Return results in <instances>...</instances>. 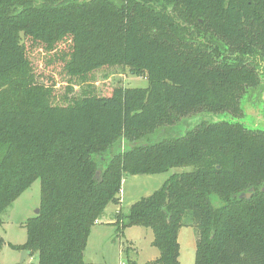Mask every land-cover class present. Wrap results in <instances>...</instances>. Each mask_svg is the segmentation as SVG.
Masks as SVG:
<instances>
[{
    "label": "trees",
    "instance_id": "obj_1",
    "mask_svg": "<svg viewBox=\"0 0 264 264\" xmlns=\"http://www.w3.org/2000/svg\"><path fill=\"white\" fill-rule=\"evenodd\" d=\"M35 46L70 76L59 101L55 81L36 82ZM262 62L264 0H0V224L40 179V212L18 246L38 254L31 264H182L183 226L196 230L195 264H264V130L202 121L166 137L203 110L243 115ZM117 65L148 85L101 92L94 72ZM174 167L191 169L115 215L116 237L151 228L159 256L139 262L128 245L120 263L85 261L124 179Z\"/></svg>",
    "mask_w": 264,
    "mask_h": 264
},
{
    "label": "rangeland",
    "instance_id": "obj_2",
    "mask_svg": "<svg viewBox=\"0 0 264 264\" xmlns=\"http://www.w3.org/2000/svg\"><path fill=\"white\" fill-rule=\"evenodd\" d=\"M61 49H65L63 46ZM30 60L32 62L36 82L40 85L56 83L57 101L67 92V85L70 84V76L63 70L61 63L54 62V53H48L40 46H35L30 50ZM233 52L231 57L225 58L230 63H234L233 58L239 54ZM233 56V57H232ZM223 58V57H222ZM255 63L254 57L248 59ZM243 61V60H242ZM241 61L239 60V62ZM260 83L253 92L251 90L244 95L242 109L243 115L235 116L230 112L213 113L209 111H200L180 118L176 124L169 127L170 132L166 137L183 136L202 121L218 122L230 121L240 122L248 128L264 130V63H261ZM93 83L101 92L110 93L118 85L145 87L148 85L147 79L133 75L129 68L123 66L104 67L94 72ZM74 91L69 95H76L80 91L79 85L72 81ZM86 86V85H85ZM251 92V93H250ZM59 98V99H58ZM191 167H174L168 172L141 175L137 178H128L126 188L128 196L135 197V201L143 196H149L155 189L159 188L163 182L173 173L189 170ZM214 201L218 202L217 198ZM41 204V181L37 179L24 193H22L2 214V224H0V237L4 244L0 249V264H31L37 263L38 254L28 255L24 262H21L23 245L27 241V229L25 223L27 220L37 214V209ZM131 204H126L124 211L129 209ZM110 207V206H109ZM108 207V208H109ZM108 218H100L101 222L95 224L92 228L90 238L86 247L87 258L106 260L108 262L119 263L126 259V255L121 253L126 246H132L127 238L134 241L138 247L140 255L131 251V257L140 262H146L153 258L159 252V249L152 244L154 234L151 228L144 226H132L127 230V236L116 237V224H109ZM103 231V233H101ZM110 234H113L110 237ZM115 234V235H114ZM197 234L193 226H183L179 232L180 241V261L182 264H195ZM124 243V246L121 247ZM15 245V246H14ZM123 252V251H122Z\"/></svg>",
    "mask_w": 264,
    "mask_h": 264
},
{
    "label": "crops",
    "instance_id": "obj_3",
    "mask_svg": "<svg viewBox=\"0 0 264 264\" xmlns=\"http://www.w3.org/2000/svg\"><path fill=\"white\" fill-rule=\"evenodd\" d=\"M159 174V173H158ZM141 175H154V174H137V175H129L128 176V178L130 177V178H137L138 176H141ZM129 178V179H130ZM127 182H128V179H124V181H123V187H122V203L120 204V205H118V204H115V203H110L109 205H108V207H107V209H106V212H105V214L103 215V218H108L107 219V221H108V223L109 224H115V215H116V213L118 212V209L119 208H121V209H124L125 207H126V204H133L134 202H136L135 201V197H130V196H128V189L126 188V184H127ZM165 182V181H164ZM163 182V183H164ZM158 189V188H157ZM156 190V189H155ZM154 190V191H155ZM153 191V192H154ZM152 192V193H153ZM151 193V194H152ZM151 194H149V195H151ZM143 197H146V196H143ZM142 198V197H141ZM140 198V199H141ZM101 222V220H99V222L98 223H96V224H99ZM129 228H131V227H128V228H126V230L124 231V237H128L127 236V230L129 229ZM101 233H103V231L101 232ZM116 233V232H115ZM92 234V233H91ZM112 235L113 234H110V237H112ZM115 235V234H114ZM90 238V237H89ZM119 238V237H118ZM154 239V238H153ZM127 240H128V242H131L132 243V246H133V249H135V250H133V252H136L137 254H138V256L140 255V252L138 251V247L137 246H135V244H134V241L132 240V239H129V238H127ZM89 241V240H88ZM152 242H153V240H152ZM180 242V241H179ZM124 246V243H123V245L121 246V247H123ZM123 250L121 249V253H123L122 252ZM159 252L157 253V254H155L154 256H153V258H151V259H149L148 261H146V262H150V261H153V260H155L158 256H159ZM85 261H87V262H108V261H106V260H101L100 258H98V259H89V258H87V253H86V250H85ZM122 261V260H121ZM120 261V262H121ZM119 262V263H120ZM140 262V261H139ZM109 263H113V262H109ZM118 263V262H117Z\"/></svg>",
    "mask_w": 264,
    "mask_h": 264
},
{
    "label": "water",
    "instance_id": "obj_4",
    "mask_svg": "<svg viewBox=\"0 0 264 264\" xmlns=\"http://www.w3.org/2000/svg\"><path fill=\"white\" fill-rule=\"evenodd\" d=\"M255 192V188L252 187L249 191L243 193L240 195L241 198H247V199H250L251 196L253 195V193ZM40 212V208L37 209V214H39ZM30 254V250L28 249H23V252H22V257H21V262H24L26 257Z\"/></svg>",
    "mask_w": 264,
    "mask_h": 264
},
{
    "label": "built area",
    "instance_id": "obj_5",
    "mask_svg": "<svg viewBox=\"0 0 264 264\" xmlns=\"http://www.w3.org/2000/svg\"><path fill=\"white\" fill-rule=\"evenodd\" d=\"M123 191V190H122ZM99 221H97L96 223H98ZM121 264H123V262H121Z\"/></svg>",
    "mask_w": 264,
    "mask_h": 264
}]
</instances>
